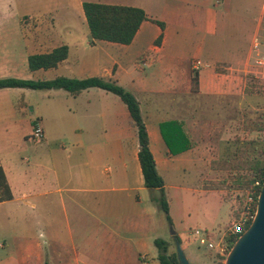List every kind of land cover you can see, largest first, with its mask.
<instances>
[{
  "label": "crops",
  "instance_id": "0c3cea01",
  "mask_svg": "<svg viewBox=\"0 0 264 264\" xmlns=\"http://www.w3.org/2000/svg\"><path fill=\"white\" fill-rule=\"evenodd\" d=\"M26 1L28 6L16 11L21 29L27 30H22V61L64 45L69 49L68 58L56 68H29L27 79L116 81L140 104L165 189L167 178L179 173L199 176V181L203 177L204 193L214 205L227 206L232 222L237 216L233 204L222 197V190L207 185L208 175L226 172L211 168L220 155L208 158L212 146L206 140L210 125L205 113L238 111L239 100L246 96L252 41L246 49L239 40L227 43L220 36L231 23L245 22L243 1ZM84 2L141 8L165 27L145 20L129 45L94 40ZM261 2L252 40L263 13ZM14 57L7 53L1 58L0 79L8 66H15ZM40 91L49 106H39L35 116L21 108L23 119L16 120L25 129V141L34 144L19 150L11 139L0 140V163L12 193V199L0 201V264H160L155 245L160 237L154 233L159 196L145 187L139 139L127 106L100 88L78 96L62 89ZM16 109L0 101V121L9 114L18 117ZM35 123L44 129L40 141L31 136ZM174 123L179 125H170ZM162 125L169 137L186 138L189 147L181 151L177 144L173 154ZM226 229L211 235L208 243L226 238ZM183 249L192 260L201 258L190 246Z\"/></svg>",
  "mask_w": 264,
  "mask_h": 264
},
{
  "label": "rangeland",
  "instance_id": "374dc122",
  "mask_svg": "<svg viewBox=\"0 0 264 264\" xmlns=\"http://www.w3.org/2000/svg\"><path fill=\"white\" fill-rule=\"evenodd\" d=\"M241 1H243L242 11L246 16L243 17L245 22L231 23L227 30L220 32V36L227 43L239 40L246 49H249L255 30V20L261 11L262 0ZM26 6H28L26 0H0V61L2 57L6 59L7 53H14L15 56V66H8L5 78L27 79L28 77V63H24L21 57L24 48L22 30L24 33L27 30L21 29V19L16 12L17 10L23 11ZM2 67L0 65V69ZM45 100L47 96L42 95L40 90L0 89V101L13 103L18 109V117L9 114L0 121V140L11 139L9 141L11 145L19 150L27 144L33 145L32 141H25L22 136L25 129L16 120L23 119L20 116L24 115L19 114L21 108H24L25 115L35 116L39 106H44V108L49 106L44 103ZM238 103V111L233 109L231 112L208 111L205 113L208 124L213 125L212 129L208 126L206 139L212 146L208 158L220 155L219 159L222 160L230 159L231 162L245 163L260 158L264 152V129L259 131L252 129L256 125L260 128L264 126V80L249 75L246 96ZM1 147L6 148L7 145L3 144ZM242 166L246 168V165ZM247 172L243 170L207 176L208 187L222 190V197L233 204L232 210L237 215L247 191L251 188V185L247 184L244 179L239 181L238 177L247 176ZM199 178L188 172L167 178L168 189H165V195L169 204L171 222L160 208L155 217L154 233L161 239L169 241V254L176 252L178 242L174 237L180 239L183 247L190 246L199 258L201 256L199 261H194L191 256L186 255L190 264H224L231 251L227 242L229 236L226 238H221V236L214 244L207 243L201 246L194 234L195 230H201L210 237L231 224L229 215H227V206L214 205L211 201L212 197L204 193L203 177L201 181ZM214 196L218 195L214 194ZM36 233L39 234V232ZM222 249H225L224 254L221 253ZM186 253L189 255L188 251Z\"/></svg>",
  "mask_w": 264,
  "mask_h": 264
},
{
  "label": "trees",
  "instance_id": "16d2710c",
  "mask_svg": "<svg viewBox=\"0 0 264 264\" xmlns=\"http://www.w3.org/2000/svg\"><path fill=\"white\" fill-rule=\"evenodd\" d=\"M84 12L87 23L90 29L91 37L98 41H107L122 45H129L134 40L141 24L145 20H152L148 17L146 12L141 8L110 5L103 3L84 2ZM164 29V23L152 20ZM162 39V35L158 38V42ZM69 55V49L66 45L54 49L50 53L35 54L28 58V64L31 71L40 69L56 68L61 62L66 60ZM198 87V78L194 74L192 77V89L195 91ZM7 88H21L32 90H52L62 89L67 91L72 96H78L84 90L89 88H100L118 96L127 106L131 117V124L137 130L139 139V161L142 167L145 187L151 191L157 190L159 197L155 200L159 203L160 208L166 214L167 219L171 222L169 204L165 195V181L159 174L154 155L150 148V137L147 126L141 113L140 104L136 97L124 87L119 85L114 80H105L101 77H88L84 79L57 77L53 80H31V79H17L4 78L0 79V89ZM35 123L34 125H36ZM171 126H178L179 123L170 124ZM165 125H162L164 139L173 154H176L175 146L181 144L179 150H186L189 145L184 137L171 136L169 137L165 130ZM253 130H263L256 125ZM173 132V129L171 131ZM177 137V138H176ZM182 141L185 144H182ZM246 165V168L244 166ZM235 167V168H234ZM213 170H222L225 172H239L247 170V176H239L238 180L243 179L251 188L255 190V209L258 205V198L264 183V152L260 158H256L251 162L246 161L241 163L239 161L231 162L230 159H218L211 163ZM258 184V185H257ZM12 199V193L8 184L6 175L0 163V201ZM251 221L246 226V230L251 225ZM177 242L181 243L178 237H174ZM238 236L228 237L227 242L229 248L232 249ZM155 245L158 248V260L160 264H179L177 253L169 254V242L158 238L155 240Z\"/></svg>",
  "mask_w": 264,
  "mask_h": 264
},
{
  "label": "built area",
  "instance_id": "2783aa9c",
  "mask_svg": "<svg viewBox=\"0 0 264 264\" xmlns=\"http://www.w3.org/2000/svg\"><path fill=\"white\" fill-rule=\"evenodd\" d=\"M29 22L24 21L26 27L29 26ZM248 74L256 79L264 80V3L263 13L259 22V28L253 37L250 57L248 65ZM32 139L40 141L44 137V129L39 123H37L32 132ZM258 185V184H257ZM257 207L255 209V190L250 188L245 196V200L239 210L236 218L231 222L230 226L225 230V236H238V238L246 231L248 223L254 220L256 215ZM195 236L197 237L201 246L206 245L209 242V235L201 230H195ZM222 249L221 253L224 254Z\"/></svg>",
  "mask_w": 264,
  "mask_h": 264
},
{
  "label": "water",
  "instance_id": "95a60500",
  "mask_svg": "<svg viewBox=\"0 0 264 264\" xmlns=\"http://www.w3.org/2000/svg\"><path fill=\"white\" fill-rule=\"evenodd\" d=\"M176 253L179 264H190L179 242L176 244ZM224 264H264V183L255 218L237 239Z\"/></svg>",
  "mask_w": 264,
  "mask_h": 264
}]
</instances>
